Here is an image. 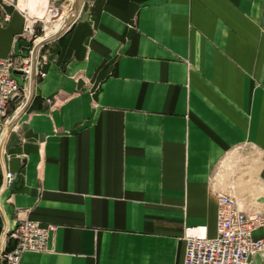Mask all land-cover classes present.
Here are the masks:
<instances>
[{"label": "crops", "instance_id": "1", "mask_svg": "<svg viewBox=\"0 0 264 264\" xmlns=\"http://www.w3.org/2000/svg\"><path fill=\"white\" fill-rule=\"evenodd\" d=\"M63 17L0 122V248L27 217L55 228L18 264H182L186 226L216 233V191L245 209L263 193L264 0H73ZM23 25L1 2L0 56L21 55Z\"/></svg>", "mask_w": 264, "mask_h": 264}, {"label": "built area", "instance_id": "2", "mask_svg": "<svg viewBox=\"0 0 264 264\" xmlns=\"http://www.w3.org/2000/svg\"><path fill=\"white\" fill-rule=\"evenodd\" d=\"M18 0H0L19 8L24 25L19 36L30 42L26 54L10 53L0 56V122L8 121L10 117L9 103L16 101L17 110L24 104L23 86L13 76L17 71L22 78L28 76L32 68L34 53L37 56L39 47L34 51L40 36L46 32V26L51 20L63 23L66 10L71 9L73 0H45L48 11L55 13L49 20L37 14H29L25 9L18 7ZM30 21L29 22V18ZM9 14L5 13L4 19ZM53 24V23H52ZM39 29L43 34H39ZM35 72L44 75L38 70V57L35 60ZM52 102V98L47 99ZM13 117V116H12ZM15 175L10 170H5L3 186H9ZM216 233L207 235L205 226H186L182 232L185 240V250L182 264H251L254 252L264 251V236L254 237L253 231L264 224V211L259 205L262 194L253 198V206L245 209L238 204L237 197L230 191H216ZM52 223H42L31 218L19 219L16 224L7 230V236L13 240L11 247L0 248V264H18L24 251H40L47 249V240L54 230Z\"/></svg>", "mask_w": 264, "mask_h": 264}, {"label": "water", "instance_id": "3", "mask_svg": "<svg viewBox=\"0 0 264 264\" xmlns=\"http://www.w3.org/2000/svg\"><path fill=\"white\" fill-rule=\"evenodd\" d=\"M64 27L62 29H60L59 31H57L51 37L46 38L45 40L38 42L35 45L34 51H36L37 47H39L40 45L44 44L46 41L50 40L52 37L59 35L61 33V31L64 29ZM19 43H21L23 45V52H22V54H26L27 53V50L29 49L30 42L28 40H26L25 38H21L20 41H19ZM17 73H18L17 71H13V76L17 79V81L20 84H23V78L19 74H17ZM29 99H30V97L23 104V106L21 107L20 111L23 110L26 107ZM18 115H19V113L18 114H15L12 117L11 121L13 122L14 120H16V118H17ZM7 164H8L9 170L12 171L14 173V175H15V177H14V179L11 182L10 185H15L16 183L21 182L20 175L18 174L19 158H17V157L16 158H12V159L8 160ZM263 254H264V252H263Z\"/></svg>", "mask_w": 264, "mask_h": 264}, {"label": "bare ground", "instance_id": "4", "mask_svg": "<svg viewBox=\"0 0 264 264\" xmlns=\"http://www.w3.org/2000/svg\"><path fill=\"white\" fill-rule=\"evenodd\" d=\"M26 11L29 13V9H26ZM37 15L38 16H41V17H45L46 20H49L50 19L49 17L54 16L55 13H53L52 11H48V9L46 7L45 13L43 15H40V14H37ZM28 19H29V22H31L30 21L31 20L30 17ZM59 22L60 21L54 22L51 26L47 25L46 26V32H45V34L42 35V36H40L39 39H38V41L40 42L42 38H44V39L49 38L52 35H54L57 31H59L60 29H62L64 27V24H60L62 22H60V23Z\"/></svg>", "mask_w": 264, "mask_h": 264}, {"label": "rangeland", "instance_id": "5", "mask_svg": "<svg viewBox=\"0 0 264 264\" xmlns=\"http://www.w3.org/2000/svg\"><path fill=\"white\" fill-rule=\"evenodd\" d=\"M52 18H54V17H52ZM52 18H51V20L48 22V25L49 26H51L52 25V23H54V22H56L57 20H52ZM39 34H43V32L39 29ZM251 189H252V187H251ZM263 189V188H262Z\"/></svg>", "mask_w": 264, "mask_h": 264}]
</instances>
